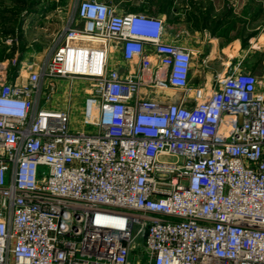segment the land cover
I'll return each instance as SVG.
<instances>
[{"label": "built area", "instance_id": "1", "mask_svg": "<svg viewBox=\"0 0 264 264\" xmlns=\"http://www.w3.org/2000/svg\"><path fill=\"white\" fill-rule=\"evenodd\" d=\"M167 36L81 0L42 65L0 60V264H264L262 79L229 62L194 85ZM75 78L92 130L46 106Z\"/></svg>", "mask_w": 264, "mask_h": 264}, {"label": "crops", "instance_id": "2", "mask_svg": "<svg viewBox=\"0 0 264 264\" xmlns=\"http://www.w3.org/2000/svg\"><path fill=\"white\" fill-rule=\"evenodd\" d=\"M104 1L118 8L121 5L118 0ZM65 5L23 17L13 4L0 1V60L16 56L22 61L33 60L36 67L42 65L65 43L64 28L71 19ZM156 10L155 15L171 21L167 24L174 30L168 29L167 39L193 50L195 57L204 60L203 67H210V59H219L220 66L212 68L215 73L223 72L225 63H243L250 55L264 68V0H159L157 9L143 5L138 11ZM194 78L193 69L192 83L201 85ZM60 99L46 106L63 108ZM81 124L75 123L77 130Z\"/></svg>", "mask_w": 264, "mask_h": 264}, {"label": "rangeland", "instance_id": "3", "mask_svg": "<svg viewBox=\"0 0 264 264\" xmlns=\"http://www.w3.org/2000/svg\"><path fill=\"white\" fill-rule=\"evenodd\" d=\"M1 2H5L8 5L13 4L17 9V12L21 11L23 17L30 14H46L50 11V8H55L58 5H62L65 7L68 12H70L71 18H74L77 14V8L81 0H67L63 2V0H0ZM104 1V0H101ZM121 3L119 6L120 9L123 11H130V12H139V8L143 5H146L150 8L157 9L159 6V0H118ZM46 6V8L44 7ZM49 9V10H47ZM148 13L155 14L158 13V10L155 12L148 11ZM172 20V19H171ZM167 22H171L167 19ZM168 29L173 31V27L168 25ZM251 47L249 48V51ZM250 56V55H249ZM247 57L243 60V65L246 66L247 69L251 70L255 74H257L262 79L261 87L264 89V68H262L260 61L254 59V56ZM118 62H123L119 52L115 53L113 58ZM202 58L195 57L194 59V74L195 83L206 85L209 87L214 78L215 70L212 67L220 66L221 60L219 59H210L208 61V65L210 67H203ZM207 63V62H206ZM59 85V92L56 93L54 99L60 97L62 103H65V106L71 105L72 103V122L71 128L73 127L74 130H77L78 127L75 126V123H82L80 126V130H92L93 126H85L83 123L84 117V107H85V99L88 97L89 92V81L82 78H75L74 80H67V79H60L58 81ZM79 93H84V96H79ZM73 102H75L73 106ZM77 109V110H76ZM82 112V113H81ZM81 113V115H79ZM81 117V118H80ZM72 128V129H73Z\"/></svg>", "mask_w": 264, "mask_h": 264}, {"label": "bare ground", "instance_id": "4", "mask_svg": "<svg viewBox=\"0 0 264 264\" xmlns=\"http://www.w3.org/2000/svg\"><path fill=\"white\" fill-rule=\"evenodd\" d=\"M73 128V127H72ZM74 129V128H73Z\"/></svg>", "mask_w": 264, "mask_h": 264}]
</instances>
